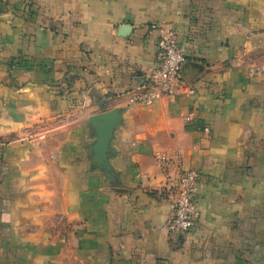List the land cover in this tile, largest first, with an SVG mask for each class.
<instances>
[{"label":"crops","instance_id":"1","mask_svg":"<svg viewBox=\"0 0 264 264\" xmlns=\"http://www.w3.org/2000/svg\"><path fill=\"white\" fill-rule=\"evenodd\" d=\"M165 32L193 94L134 104ZM116 108L112 185L88 121ZM162 159L200 175L188 235ZM0 264H264V0H0Z\"/></svg>","mask_w":264,"mask_h":264},{"label":"built area","instance_id":"2","mask_svg":"<svg viewBox=\"0 0 264 264\" xmlns=\"http://www.w3.org/2000/svg\"><path fill=\"white\" fill-rule=\"evenodd\" d=\"M155 28V27H153ZM187 61L183 48L172 32L161 33L157 41L156 67L145 86L130 92L134 104L151 105L163 98L174 100L180 95H191L182 78V70ZM191 119L187 118L186 121ZM209 135V129H198ZM164 166H176V177L171 186L174 195L173 217L166 229L172 235H188L199 222L200 213L194 195L200 175L197 171L185 169L171 159H162Z\"/></svg>","mask_w":264,"mask_h":264},{"label":"water","instance_id":"3","mask_svg":"<svg viewBox=\"0 0 264 264\" xmlns=\"http://www.w3.org/2000/svg\"><path fill=\"white\" fill-rule=\"evenodd\" d=\"M130 27H124V35ZM123 124V113L121 109H113L93 116L88 121V130L92 143L87 147L88 159L91 168L100 173L109 183L113 185L116 178V171L113 161L117 151L113 146L116 139L117 129ZM117 188H121L118 185Z\"/></svg>","mask_w":264,"mask_h":264}]
</instances>
